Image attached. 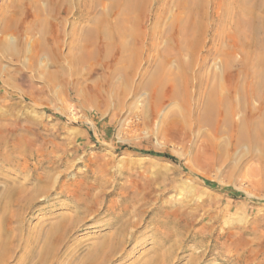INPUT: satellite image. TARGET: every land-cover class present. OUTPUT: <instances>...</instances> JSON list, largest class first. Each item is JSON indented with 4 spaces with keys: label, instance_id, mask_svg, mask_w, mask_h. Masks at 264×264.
Listing matches in <instances>:
<instances>
[{
    "label": "rangeland",
    "instance_id": "obj_1",
    "mask_svg": "<svg viewBox=\"0 0 264 264\" xmlns=\"http://www.w3.org/2000/svg\"><path fill=\"white\" fill-rule=\"evenodd\" d=\"M151 10L146 28L153 21ZM68 19L66 31L76 15ZM38 35L24 43L8 40L7 53L0 48V188L52 181L24 210L23 235L48 229L60 217L81 215L73 198L80 189L85 197L94 195L95 212L70 234L59 251L60 264H73L128 219L133 223L126 251L110 264H142L156 254L159 264H264V159L260 145L248 140L236 145L241 112L229 128L220 116L212 136L209 124L195 123L194 116L184 121L185 102L172 97L170 83L158 90L146 85L156 51L145 49L128 85L122 72L105 85L101 81L118 54L106 62L99 54L90 74L86 66L76 75L67 55L70 38L62 36L63 57L56 61L52 51L34 54ZM15 46L23 47L21 54L14 53ZM197 98L194 91L195 116L201 109ZM173 112L182 123L173 121ZM222 143L224 162L213 157ZM14 225L15 220L9 223ZM20 256L21 251L12 264Z\"/></svg>",
    "mask_w": 264,
    "mask_h": 264
},
{
    "label": "bare ground",
    "instance_id": "obj_2",
    "mask_svg": "<svg viewBox=\"0 0 264 264\" xmlns=\"http://www.w3.org/2000/svg\"><path fill=\"white\" fill-rule=\"evenodd\" d=\"M150 9L153 21L150 28H146L144 23ZM71 13L76 19L66 31ZM170 13L172 19L168 20ZM35 32L39 35L34 54L41 50L52 51L56 53V61L63 57L62 36L70 38L67 55L76 75L86 66L90 67V74L92 67L99 64L96 61L99 54L104 56V62L114 53L118 54L114 68L106 75L107 80L101 81L105 85L111 80L113 84V76L119 72L127 76L128 85L145 49L156 51L158 60L146 85L158 90L170 83L172 97H180L185 102L184 121L194 116L195 123L206 124V127L209 124L211 129L220 116L229 128L233 115L241 112L238 128H235L236 145L244 140L250 141L253 147L260 145V158L264 159V0H0L2 50L6 53L11 50L8 40L24 43ZM50 38L56 47L47 44ZM22 51V46L14 48L17 55ZM172 59L173 66L170 65ZM32 60L34 62L35 58ZM61 70L64 72L63 66ZM193 90L198 94L201 107L196 116L190 106ZM158 94L155 102L160 105L161 93ZM171 118L182 123L178 113L173 112ZM215 130L213 128L212 136ZM209 136L211 133L206 137L209 139ZM224 146L218 148L217 145L214 149V160L225 161ZM46 182L35 188L29 186L31 190L16 183L0 188V264H12L11 260L19 251L22 256L15 264H60L58 254L70 234L80 226L85 215L95 212L94 195L85 197L79 189L73 198L78 201L81 215L59 216L56 224H50L48 229L43 223L44 230H30L29 237H25L24 210L32 207L36 196L47 192L52 181L47 178ZM12 206H17L14 207L17 211L13 212ZM11 215L14 219H10ZM14 220L16 225L10 227L9 223ZM118 223V227L114 223L116 226L109 235L98 239L74 262L110 264L124 253L133 222L128 219ZM152 256L146 257L142 264H159L160 256Z\"/></svg>",
    "mask_w": 264,
    "mask_h": 264
}]
</instances>
